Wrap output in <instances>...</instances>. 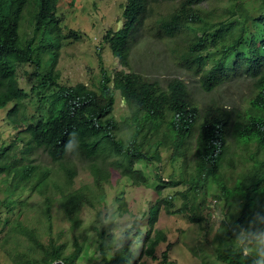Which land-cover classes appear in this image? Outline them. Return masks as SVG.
Returning a JSON list of instances; mask_svg holds the SVG:
<instances>
[{"label":"trees","instance_id":"trees-1","mask_svg":"<svg viewBox=\"0 0 264 264\" xmlns=\"http://www.w3.org/2000/svg\"><path fill=\"white\" fill-rule=\"evenodd\" d=\"M60 1L0 0V110L12 105L7 117H13L14 121L10 120L15 127H21L20 116L25 115L31 92L51 90L40 98L31 117L39 116L43 107L46 112L37 121H30L24 131L30 143L61 165L65 186L71 187L75 178V173L64 165L73 144L90 162L95 178L93 189L60 187V207L71 228H82L81 214L86 207L96 210L105 202L109 175L99 160L120 170L135 184L146 181L136 165L158 162L159 182H166L172 189L184 187L164 199L170 213L186 215L193 223L201 222L203 217L193 213L194 203L198 195L206 198L211 192L219 201L231 200L240 209L235 223L237 230L229 237L230 230L227 231L224 248L216 252L220 262L264 261V246L248 247L254 251L245 255V248L233 240L241 229L250 230L254 241L264 232V0H127L122 27L108 30L103 36L121 68L110 74L102 65L97 90L85 83L68 86L60 82L58 40L64 23L59 13ZM147 20L153 21L149 33L174 44L172 50L178 66L195 76L203 91L211 93L236 79L247 78L253 84L248 103L239 109L217 101L201 106L183 79L171 78L163 85L133 70V37ZM25 21L32 28V36L23 37ZM48 39L50 48L37 47L39 41ZM43 52L52 55L48 70L44 69ZM26 67L33 68L32 72H25L29 79L37 80L29 89L22 86L18 72L21 68L28 71ZM115 90L131 110L122 121L113 113ZM120 122L129 128L126 137L119 136ZM72 132L77 135L72 136ZM67 139H71V145L65 148ZM191 153L195 165L189 174ZM25 159V156L11 159L7 150L0 151V184L5 193L0 208L4 207L8 215H16L0 219L11 225L0 250L11 264H80L83 253L80 236L76 237L72 250L51 236L54 198L48 190L49 171L34 173V167L19 163ZM240 165L243 171L235 176ZM163 172L167 173L166 181ZM32 191L45 198L47 240L21 219V206L26 203L24 195ZM178 201L182 204L175 207ZM120 208L127 212L123 200ZM153 211L139 256L133 257L132 246L141 230L132 227L112 256L101 244V260L96 264H140L143 258L146 260L141 264L159 261L158 251L168 243V235L155 228L159 211ZM98 214L101 220L94 222V229L104 238L107 231L102 214ZM11 240L14 244L9 249L6 245ZM170 247L168 243L162 252L161 264H171Z\"/></svg>","mask_w":264,"mask_h":264},{"label":"rangeland","instance_id":"rangeland-1","mask_svg":"<svg viewBox=\"0 0 264 264\" xmlns=\"http://www.w3.org/2000/svg\"><path fill=\"white\" fill-rule=\"evenodd\" d=\"M127 0H61L59 3L60 15L64 23L58 47L60 49V58L57 69L60 71V82L63 85L72 86L78 83H85L90 88L98 89V80L100 70L103 65L110 74L121 68L117 58L113 55L108 44L103 42V36L108 30H119L123 25V11ZM163 13V11H161ZM23 23V37L32 36V28ZM153 21L147 20L135 33L132 43L131 63L132 69L145 74L148 78L158 80L166 85L171 78H180L186 81L194 92L197 102L207 105L210 102H220L225 106L239 109L248 103L253 92V84L247 78L236 79L227 83L214 92L207 93L203 91L198 83V79L185 69L178 66L172 47L174 44L168 40L156 39L149 33V27ZM51 39L39 41L37 47L51 46ZM44 60V69L48 70L52 63L50 52L42 53ZM31 67L18 70L21 75V84L24 88H32L36 84V78L29 79L25 72H32ZM37 91V90H36ZM31 92V98L27 102L25 115L21 114V127H15L14 118L8 119V111L12 108L9 105L6 109L0 110V151H8L12 158L26 159L19 161L21 165L34 167L36 173L38 170L49 171L48 190L54 198L52 207L53 213V236L58 242L64 243L68 250L73 249L76 237L80 236V243L83 247V253L80 264H96L100 259L101 244L106 247L108 256H112L116 249L122 246L126 232L132 227L140 229V236L134 239L133 257L140 254L142 240L148 229V220L152 211H159L158 222L155 228L164 230L168 235V243H171L169 260L171 264H224L216 257V252L223 249L226 243L227 234L234 233L237 230L235 225L239 216V210L231 201H219L213 197V192L206 198H200L198 195L193 213L203 217L198 223H193L186 215L173 214L168 211L167 202L164 199L175 195L178 191L184 190V187L172 189L167 187V183L159 182L157 179L158 162H142L136 165L137 169L143 171L146 181L135 184L133 181L121 174L120 170L115 169L108 163L98 161L103 170L108 172L109 178L105 183L106 198L103 205L98 209L86 207L82 214V228L73 230L69 221L62 213L60 207V187L65 190L77 189L83 186L94 188V176L90 170V162L86 160L78 151L76 144L72 148L64 161V165L75 173L72 186H65L63 176L65 172L59 163H54L43 150L36 148L30 143V137L25 133V126L30 121H37L46 112L43 107L40 115L31 117L40 104V98L48 95L51 90L42 92ZM114 115L118 121L126 119L131 113L129 106L123 100L118 90H115ZM46 100L42 101L45 102ZM26 105V102H24ZM129 131L122 122H120L119 136L126 137ZM29 147V151L28 148ZM6 161L4 157L3 162ZM166 160L163 161L165 163ZM195 165L194 153L188 156L189 174L193 173ZM243 171L240 165L235 172L238 176ZM169 172V170H168ZM180 179V176H178ZM163 179H168L167 173L163 172ZM233 182L230 183L232 185ZM229 185V186H230ZM25 205L21 206L23 214L22 221L30 228H36L40 231L45 240L48 237V222L45 217V198L38 191L27 192L24 195ZM219 197L222 198L219 193ZM5 198L2 185L0 184V200ZM126 204L127 212L120 208V201ZM175 207L182 204L178 201ZM171 209V207H170ZM4 207L0 208V219L7 217H16V215L7 214ZM153 211V212H154ZM102 214L107 235L102 238L95 229V221H100ZM224 223V224H223ZM223 224V225H222ZM11 225H5L0 222V245L3 243V237ZM102 228L103 224L99 223ZM50 236V235H49ZM232 236V235H231ZM236 245L247 249H256L264 246V232L254 241L250 230L241 229L238 237L233 236ZM168 243L163 244L159 251V261L150 262L152 264H161L162 252L166 250ZM14 242L11 240L7 248H11ZM26 245L25 241L23 242ZM0 259L2 264H11L4 252L0 250ZM146 258L140 260L144 263ZM149 264V263H146Z\"/></svg>","mask_w":264,"mask_h":264},{"label":"clouds","instance_id":"clouds-1","mask_svg":"<svg viewBox=\"0 0 264 264\" xmlns=\"http://www.w3.org/2000/svg\"><path fill=\"white\" fill-rule=\"evenodd\" d=\"M71 135L75 136V135H77V133L72 132ZM70 145H71V139H67L64 143L65 148H68ZM251 251H254V250L245 249V255H249L251 253ZM260 264H264V261H261Z\"/></svg>","mask_w":264,"mask_h":264}]
</instances>
